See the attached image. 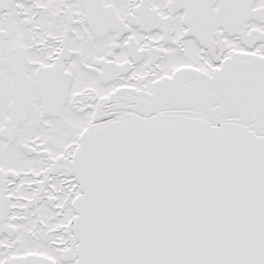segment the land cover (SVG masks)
<instances>
[{
    "label": "snow or ice",
    "instance_id": "obj_1",
    "mask_svg": "<svg viewBox=\"0 0 264 264\" xmlns=\"http://www.w3.org/2000/svg\"><path fill=\"white\" fill-rule=\"evenodd\" d=\"M0 264H264V0H0Z\"/></svg>",
    "mask_w": 264,
    "mask_h": 264
}]
</instances>
